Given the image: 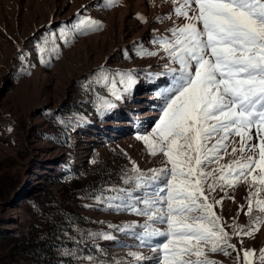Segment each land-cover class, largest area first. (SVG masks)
Returning <instances> with one entry per match:
<instances>
[{"label":"snow or ice","instance_id":"snow-or-ice-1","mask_svg":"<svg viewBox=\"0 0 264 264\" xmlns=\"http://www.w3.org/2000/svg\"><path fill=\"white\" fill-rule=\"evenodd\" d=\"M162 2L169 8L156 19L170 23L163 31L153 30L149 43L155 49L135 45L142 58L160 56L165 71L154 75L169 78L158 92L157 120L136 135L148 155L159 157V166L143 170L130 161L122 185L101 189L91 198L108 210L142 218L109 225L139 242L123 247L150 250L151 255L130 251L136 264H219L210 254L233 252L234 264H264V248L257 255L255 249L243 247V237L264 226V0ZM118 3L104 0L103 6ZM102 27L100 20L78 12L59 35L68 44ZM47 51L38 47L41 64L50 62L44 58ZM52 51L58 54L57 48ZM89 80L117 100L137 84L133 70L103 65ZM97 100V111L114 107L103 96ZM241 184L247 186V196L238 215L248 216L249 223L239 225L234 218L229 225L216 211L223 197L214 194L227 196ZM228 198L235 202L234 196ZM87 236L115 240L110 233ZM234 237L239 238V249L231 242ZM86 259L95 264L94 257Z\"/></svg>","mask_w":264,"mask_h":264},{"label":"rangeland","instance_id":"rangeland-1","mask_svg":"<svg viewBox=\"0 0 264 264\" xmlns=\"http://www.w3.org/2000/svg\"><path fill=\"white\" fill-rule=\"evenodd\" d=\"M120 2L121 0H119ZM161 3L163 2L161 1ZM101 5L105 8L103 6L104 0L97 2L91 0L89 4L81 6V9H78L67 20H57L52 24H43L42 28L31 39L25 41V46L23 44V47L16 51L14 56L16 62L5 73L8 82L4 93L16 94L14 90L20 80L32 75L37 67L45 71L51 70L63 58L65 49L72 47L79 36H83L77 35L71 39L70 43L65 44L60 38V29L65 26L70 28L78 12L90 16L91 11L101 7ZM115 7L105 9L110 10ZM139 15L142 16L143 14ZM143 17L147 21L145 14ZM139 21L142 24L145 23L140 19ZM101 22L102 25L104 24L103 27L94 32L104 30L105 23L104 21ZM158 22L154 21V28L146 34V39L123 45L110 60L98 63L83 76H76L68 87L67 98L60 99V103L51 101L37 107V103L30 94H26L28 98L22 99L16 94L10 97V105L7 108L9 112L5 111L4 108H0V234H2V239L8 243V246L0 249V264H34L35 260L31 255L21 252L19 250L21 247L17 246L14 241L24 234L26 226L34 221L31 198L41 187L48 186L57 195H63L62 190L65 181L59 175L68 165L73 164L77 168H82L89 161L88 158L97 155L113 166L116 162L127 163L123 155L125 153L143 170L159 166V157L152 158L148 155L145 146L136 139V135L143 133L145 130H150V126L157 120L159 116L158 92L167 86L169 78L164 75H154L165 71L162 67L165 61L160 56L142 58L136 54L135 50V45L138 44H143L146 48L152 50L155 49V45L149 43L153 30L158 29L166 21L164 23ZM53 34H55L54 41ZM40 46H46L48 49L44 54V58L50 61L47 65L39 62L38 47ZM53 48L58 49V54L52 51ZM22 53L24 55L23 60L20 59ZM2 59L3 54L0 49V60ZM69 61H72L69 65H77L74 59ZM129 62H133L132 65H129ZM33 65L35 66L33 67ZM102 65L111 70H133L138 81L147 83L144 89H150L149 92L153 93L152 95L156 99L149 102V104L152 103L154 111L149 120L142 121L138 119L141 121L135 122L134 127L123 128L120 132H114L115 134L109 131L111 126L125 120V117L123 119L121 117L127 115L123 114L134 112L132 109L133 94H130V92L125 93L122 99L117 100L108 93L107 89L91 82L89 80L91 74ZM89 88L94 90H89ZM47 90H50L49 95L51 98L53 96L52 85H49ZM55 92L54 95L58 93V91ZM97 95L110 100L114 107L106 111H97ZM18 111L23 112L22 118L14 114ZM112 148L120 151L123 158L115 156ZM51 158H53L52 161H47ZM88 177L89 174L82 175L83 179ZM27 188L29 190L26 192ZM19 195L22 197L19 198ZM214 195L217 199L223 197V204L217 206L216 211L227 224L231 225L234 218L239 225L246 226L249 223L248 216L243 213L238 215L239 206L246 204V185L241 184L234 192L229 190L227 196L223 192ZM231 196L235 197V202L228 198ZM70 204L75 211L83 214L88 220L82 224L74 223L71 229L65 228L63 236L70 235L71 230L77 232L83 229L110 233L115 237V240H105L97 237L94 241L103 250L106 257L112 261V264H136L133 258L128 255L130 251H139L145 255H151L147 247H123L124 244L132 246L139 242L131 236L116 231L114 227H109V225H122L130 221L142 222L141 217L131 213H117L108 210L103 205H98L93 198L87 200L75 199ZM87 205H91V207ZM37 221L42 228L50 224L47 217L38 218ZM231 230V228H228L229 232ZM44 234L46 232L36 236L35 240L42 238ZM58 238H61V236L56 237V239ZM231 242L236 244L238 249L240 248L239 238L234 237ZM32 246H35V243ZM243 247L245 249H255L258 255L259 250L264 248V226L252 237L244 236ZM210 255L219 264H234L236 253L233 252L231 256H225L222 253ZM56 258L58 259V257ZM143 264H146V262H143Z\"/></svg>","mask_w":264,"mask_h":264},{"label":"bare ground","instance_id":"bare-ground-1","mask_svg":"<svg viewBox=\"0 0 264 264\" xmlns=\"http://www.w3.org/2000/svg\"><path fill=\"white\" fill-rule=\"evenodd\" d=\"M161 1L121 0L115 8L110 10H106L102 5L93 9L90 16L104 21V30L79 36L72 47L65 49L63 58L51 70L45 71L40 67L35 68L32 75L20 80L14 93L18 94L21 99L28 98L26 94H30L37 103V107L51 101H61L60 99L66 97L68 87L76 76H83L98 63L110 60L123 45L146 39V34L154 28L153 23L157 21L156 17L163 15L169 8L167 3H161ZM89 2L91 0H0V49L3 54V59L0 60V108L8 111L10 97L16 95L4 93L8 82L5 73L16 62L14 60L16 51L23 47V44L25 46V41L31 39L42 28L43 24L67 20L78 9H81V6L87 5ZM95 6L97 7V5ZM138 14H145L147 22L142 24L138 19ZM169 23L166 21L158 27V30L163 31ZM73 59L77 65L71 66L69 63L72 61L69 60ZM132 63L129 62V65ZM146 84L145 81L137 80V84L130 91V94H133L132 109L134 112L123 114L127 115L121 117L122 119L125 117V120L110 127L109 131L112 134L129 126L134 127L135 122L149 120L153 115V105L149 102L156 99L152 95L153 93L149 92L150 89H144ZM49 85L53 87L51 98L50 90H47ZM55 91L58 93L54 95ZM22 113V111H18L14 114L22 118ZM52 159L47 161H52ZM28 190L29 188L26 189V192Z\"/></svg>","mask_w":264,"mask_h":264},{"label":"trees","instance_id":"trees-1","mask_svg":"<svg viewBox=\"0 0 264 264\" xmlns=\"http://www.w3.org/2000/svg\"><path fill=\"white\" fill-rule=\"evenodd\" d=\"M112 151L115 156L123 158L124 155L127 163L116 162L111 166L99 156L92 155L82 168L70 164L63 169L59 175L65 181L62 196L57 195L48 186L41 187L32 196L34 221L26 226L24 234L14 242L21 247L19 249L21 252L31 255L35 260L34 264H93L86 259L88 256L94 257L95 264H112L95 241L87 236L88 233H103L102 231L83 229L73 232L71 230L70 235L63 236L65 228L71 229L74 223L82 224L88 220L71 207L72 200H87L94 197L101 189L115 184L122 185L121 176L130 170L132 159L125 153L121 156V152L116 149L112 148ZM85 174H89V177L83 179L82 175ZM41 217H47L50 223L45 228H42L37 221ZM43 232L46 234L35 240V237ZM59 235L61 238L56 239ZM2 240L0 234V249L8 246V243ZM33 243L35 246H32ZM66 252H71V255L65 254Z\"/></svg>","mask_w":264,"mask_h":264},{"label":"water","instance_id":"water-1","mask_svg":"<svg viewBox=\"0 0 264 264\" xmlns=\"http://www.w3.org/2000/svg\"><path fill=\"white\" fill-rule=\"evenodd\" d=\"M21 188H22V187H21ZM21 188H20V189H21ZM21 197H22V196L19 195V198H21Z\"/></svg>","mask_w":264,"mask_h":264},{"label":"built area","instance_id":"built-area-1","mask_svg":"<svg viewBox=\"0 0 264 264\" xmlns=\"http://www.w3.org/2000/svg\"><path fill=\"white\" fill-rule=\"evenodd\" d=\"M88 156V155H87ZM87 158V157H86ZM86 160V159H85Z\"/></svg>","mask_w":264,"mask_h":264}]
</instances>
